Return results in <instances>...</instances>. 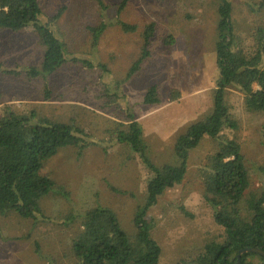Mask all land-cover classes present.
Returning <instances> with one entry per match:
<instances>
[{"label": "rangeland", "instance_id": "obj_1", "mask_svg": "<svg viewBox=\"0 0 264 264\" xmlns=\"http://www.w3.org/2000/svg\"><path fill=\"white\" fill-rule=\"evenodd\" d=\"M38 1L42 23L64 9L51 29L63 40L67 60L46 81L50 100L43 99V80L0 74V116L6 107L22 115L33 112L39 121L83 129L97 145L89 146L81 157L74 148L59 149L45 161L41 173L67 197L40 199L41 213L35 220L13 211L0 215V264H79L71 253L80 230L79 216L93 208H108L123 231L132 235L133 215L144 203L151 177L137 155L115 142L110 133L115 123H127L132 115L142 129L150 162L156 167L177 166L176 138L211 113L218 77L214 46L219 0H129L120 13L121 0H102L104 10L93 0ZM229 1L235 30L248 46L251 31L264 27V7H258L261 0ZM120 23L134 25L136 31L124 33ZM150 23L154 34L149 57L133 77L125 79L140 55L142 31ZM102 24L106 28L92 46L89 27ZM43 53L30 28L0 31L4 68L38 66ZM72 59L89 61L94 67ZM152 85L161 102L144 105V93ZM224 100L238 124L233 134L249 171L248 191H264V112H246L242 95L234 88L225 90ZM218 148L217 141L202 139L189 154L182 183L167 189L147 211L151 237L160 247L159 264L193 257L206 241L223 235L202 198L199 177L205 158ZM70 217L73 221L67 220Z\"/></svg>", "mask_w": 264, "mask_h": 264}, {"label": "trees", "instance_id": "obj_2", "mask_svg": "<svg viewBox=\"0 0 264 264\" xmlns=\"http://www.w3.org/2000/svg\"><path fill=\"white\" fill-rule=\"evenodd\" d=\"M93 1L101 10L105 9L102 0ZM128 2L121 0L117 12L123 11ZM258 7H264V0ZM63 11V8L58 9L42 23L38 0H0V31L16 33L30 28L44 52L40 65L6 69L0 64V74L43 80L44 100H50L52 95L46 83L48 77L67 60L63 40L51 29ZM217 16L214 51L218 77L211 113L176 138L173 153L179 160L177 166L156 167L150 162L142 129L132 115L126 118L127 123H115L110 131L115 142L137 155L151 177L145 186L144 203L133 215L132 235L123 231L117 216L108 208H93L79 216L80 230L71 244V253L79 264H159L160 247L151 237L147 211L167 189L182 183L189 154L204 138L217 141L219 148L205 158L199 169L202 198L212 210V220L222 228L223 235L217 240L206 241L196 255L176 264H236L237 254L242 249L264 251V191H248L249 171L233 134L238 124L224 100L225 90L234 88L242 95L246 112H264V27L257 26L251 31L250 44L246 46L235 30L229 0H219ZM120 24L124 33L136 31L134 25ZM105 28V24L89 27L92 46L97 44ZM153 34L154 24L150 23L142 31L140 55L131 64L125 79L133 77L142 61L149 57ZM169 40L171 42L172 38ZM72 61L89 69L94 67L89 61ZM160 102L156 86H149L142 103L155 105ZM91 145L97 143L90 141V135L79 127L39 121L33 112L22 115L6 107L0 116V215L13 211L22 218L35 220L41 213L40 199L56 194L67 197L63 189L56 188L54 182L41 173L43 165L59 149L74 148L81 157ZM67 220L73 221L71 217ZM240 264H264V258L244 253Z\"/></svg>", "mask_w": 264, "mask_h": 264}, {"label": "water", "instance_id": "obj_3", "mask_svg": "<svg viewBox=\"0 0 264 264\" xmlns=\"http://www.w3.org/2000/svg\"><path fill=\"white\" fill-rule=\"evenodd\" d=\"M244 253H253L255 255H258V256L264 258V251L257 249V248H246V249H242L238 252L237 258H236V264H240V257Z\"/></svg>", "mask_w": 264, "mask_h": 264}]
</instances>
